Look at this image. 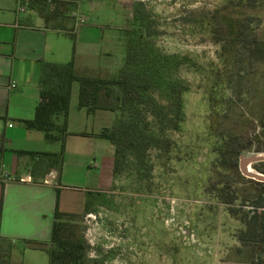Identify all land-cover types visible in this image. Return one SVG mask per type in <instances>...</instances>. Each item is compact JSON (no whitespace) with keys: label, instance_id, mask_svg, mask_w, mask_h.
I'll list each match as a JSON object with an SVG mask.
<instances>
[{"label":"rangeland","instance_id":"rangeland-1","mask_svg":"<svg viewBox=\"0 0 264 264\" xmlns=\"http://www.w3.org/2000/svg\"><path fill=\"white\" fill-rule=\"evenodd\" d=\"M136 2H143L158 21L163 32L158 48L190 58L189 65L173 73L189 83L190 91L183 96L180 131L167 135L170 152L151 150L150 172L125 173L112 188L93 193L91 213L81 222L89 259L98 264H258L264 253L237 237L253 204L237 201L240 216L234 218L209 188L224 180L241 193L261 190L242 176L239 166L214 168L221 164L225 139L213 135L211 123L238 136L242 154L264 153V57L257 50V42L264 44V0H78L69 14L75 10L86 19L82 26L92 28V38L110 53L96 60V65L112 67L107 77H117L125 63ZM23 5L18 0L17 7ZM78 30L73 24L72 47L86 48L88 38ZM240 30L256 38L255 52L241 47ZM220 39L226 42L217 44ZM221 76L226 83L216 84ZM78 90L75 83L73 129H111L117 114L109 111H98L87 127L81 122ZM0 264L7 263L1 259Z\"/></svg>","mask_w":264,"mask_h":264},{"label":"trees","instance_id":"trees-1","mask_svg":"<svg viewBox=\"0 0 264 264\" xmlns=\"http://www.w3.org/2000/svg\"><path fill=\"white\" fill-rule=\"evenodd\" d=\"M76 2L78 0H24L23 4L44 20L46 28L65 31L64 24ZM132 13L126 59L117 77L79 75L74 62L75 47L72 60L66 64L42 63L40 98L35 117L23 123L28 129L43 132L46 142L61 144L59 153L29 154L36 159L34 169L42 170L43 175L51 169L57 170L59 174L62 171L75 83L79 84L80 109H85L88 114L97 111L117 114L114 126L103 129L99 134V137L108 140L115 148L114 180L125 173L131 175L134 170L138 174L144 170L150 172L152 166L148 160L151 150L164 149L167 153L170 152L171 144L167 135L180 131L184 121L183 96L190 91L189 83L181 78H174L173 73L181 71L191 60L187 56L167 54L158 48L157 40L163 32L157 19L143 2H136ZM239 36H242L243 41L241 47L249 53L255 52L256 38L245 34L244 30H240ZM221 41L226 42L220 39L217 44ZM261 44L257 42V50L264 57V49L260 52ZM222 49L227 52L224 45ZM236 51L243 53L242 49ZM222 76L216 80V84L221 85V80L226 83L227 80ZM251 78L257 81L256 77ZM232 81L230 77L229 83L232 84ZM234 107L231 109H235ZM225 129L211 123L213 135L225 139L220 149L221 164L219 166L215 163L214 168L218 166L234 170L239 166L245 147L238 136L227 133ZM252 167L264 174V163L253 164ZM249 180L260 186L261 190L241 193L223 180L214 181L209 191L219 203L227 207L234 218L240 216L239 210L234 206L237 201L240 200L244 205L253 204L252 212L242 218L246 228L237 237L244 245L252 244L260 253H264V183ZM92 197L93 193L86 194L82 215L60 212L57 198L51 239L47 244L34 246L47 253L49 264H98L89 259V246L81 228L83 215L91 213ZM258 264H264V260H259Z\"/></svg>","mask_w":264,"mask_h":264},{"label":"crops","instance_id":"crops-1","mask_svg":"<svg viewBox=\"0 0 264 264\" xmlns=\"http://www.w3.org/2000/svg\"><path fill=\"white\" fill-rule=\"evenodd\" d=\"M17 3L0 0V260L7 264H49L47 253L34 246L51 239L57 198L60 212L82 215L87 193L114 185L115 148L99 137L103 129H73L70 110L62 171L59 174L51 169L43 175L42 170L34 169L36 159L29 154L59 153L61 144L46 142L43 132L26 128L23 122L35 117L42 63L72 60L69 33L73 24L78 34L88 38L86 48L75 47L76 72L107 76L104 74H111L112 67L96 65L97 58L110 53L92 38V28L82 26L86 19L79 18L75 10L64 24L65 31L54 30L46 28L36 12L26 5L18 8ZM21 13L28 15L22 18ZM78 109L86 127L98 114ZM27 177L30 181H19ZM83 181L86 187L79 185Z\"/></svg>","mask_w":264,"mask_h":264},{"label":"water","instance_id":"water-1","mask_svg":"<svg viewBox=\"0 0 264 264\" xmlns=\"http://www.w3.org/2000/svg\"><path fill=\"white\" fill-rule=\"evenodd\" d=\"M264 163V153L247 156L242 154L239 161V170L242 176L254 180L259 183H264V174L260 172H251L253 164Z\"/></svg>","mask_w":264,"mask_h":264},{"label":"built area","instance_id":"built-area-1","mask_svg":"<svg viewBox=\"0 0 264 264\" xmlns=\"http://www.w3.org/2000/svg\"><path fill=\"white\" fill-rule=\"evenodd\" d=\"M80 22H82V20H81ZM19 181H20V182L30 181V178H29V177H27V178H22V179H20Z\"/></svg>","mask_w":264,"mask_h":264},{"label":"bare ground","instance_id":"bare-ground-1","mask_svg":"<svg viewBox=\"0 0 264 264\" xmlns=\"http://www.w3.org/2000/svg\"><path fill=\"white\" fill-rule=\"evenodd\" d=\"M251 172H256V171H254V170L251 168Z\"/></svg>","mask_w":264,"mask_h":264}]
</instances>
